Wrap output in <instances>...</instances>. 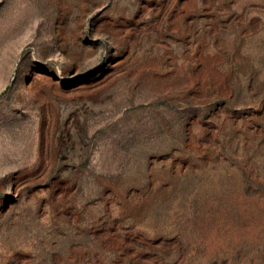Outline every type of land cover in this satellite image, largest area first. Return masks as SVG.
<instances>
[{
  "label": "rangeland",
  "instance_id": "1",
  "mask_svg": "<svg viewBox=\"0 0 264 264\" xmlns=\"http://www.w3.org/2000/svg\"><path fill=\"white\" fill-rule=\"evenodd\" d=\"M0 264H264V0H0Z\"/></svg>",
  "mask_w": 264,
  "mask_h": 264
}]
</instances>
